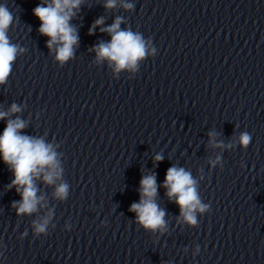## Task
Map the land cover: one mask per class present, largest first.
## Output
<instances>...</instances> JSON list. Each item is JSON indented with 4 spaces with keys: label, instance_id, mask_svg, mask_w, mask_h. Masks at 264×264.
<instances>
[{
    "label": "clouds",
    "instance_id": "obj_1",
    "mask_svg": "<svg viewBox=\"0 0 264 264\" xmlns=\"http://www.w3.org/2000/svg\"><path fill=\"white\" fill-rule=\"evenodd\" d=\"M81 0H51L46 6L37 5L33 14L40 21L39 32L49 37L47 47L51 50L53 45L57 46L56 59L63 64L74 55V46L78 44L79 36L74 26L69 21L75 15L73 9H77ZM116 0H106V8H114ZM126 10L133 9L131 3L123 4ZM13 21V15L7 7L0 5V84L5 83L11 70L12 64L18 54V47L10 43L7 30ZM104 23L103 17L97 19L89 29L92 34L96 27ZM122 19L117 17L115 22L108 27L100 28L101 32H107L111 40L107 43L101 42L92 49L96 52L97 62L107 60L114 65V70L119 72L123 69H135L139 61L148 54V47L142 35L129 29L121 30ZM22 51V50H20ZM155 52V49H152ZM21 109L13 104L9 112H0V119H5L10 113H17ZM26 122L16 118L8 119L3 134L0 135V156L9 166L13 173V180L7 186L9 189L15 187L21 199L14 201L12 207L17 215H31L42 208L43 196H38L35 180L41 179L46 185H52L61 176V169L57 160V153L51 144L45 143L43 138L21 133L26 127ZM209 146L215 148L231 147L224 145L222 141H216L215 134L209 133ZM252 137L248 132H242L239 143L247 147ZM163 157L159 154L155 162H160ZM210 161L213 165L218 163ZM167 191L166 195L170 201L175 198V203L180 208L181 217L191 225L197 223L196 213L207 211L208 205L203 204L197 192V181L189 171L183 167L172 166L167 169L162 185ZM68 194V185L59 184L54 196L64 200ZM157 183L155 173L145 175L140 181V200L132 203L129 212L136 214V222L143 228L151 231L164 230L167 222L164 217L166 212L156 203ZM52 212L49 211L38 221H33L36 234L46 233Z\"/></svg>",
    "mask_w": 264,
    "mask_h": 264
}]
</instances>
